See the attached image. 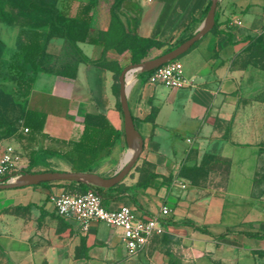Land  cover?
<instances>
[{
	"label": "crops",
	"instance_id": "0c3cea01",
	"mask_svg": "<svg viewBox=\"0 0 264 264\" xmlns=\"http://www.w3.org/2000/svg\"><path fill=\"white\" fill-rule=\"evenodd\" d=\"M84 1L57 5L73 13ZM122 4L128 9L117 11L118 19L103 2L91 12L90 27L102 45L76 43L95 63L77 54L74 72L69 59L64 75L38 72L27 99L30 109L46 113L47 133L57 136L49 129L55 121L65 125L66 134L57 137L78 136L86 116L95 121L104 116L121 130L89 167L105 178L120 169L128 148L118 93V75L131 64L128 21L137 17L138 35L174 48L198 30L210 0ZM214 17L216 24L176 58L184 86L150 83L149 74L141 73L148 70L136 71L135 81L126 83L143 145L124 177L104 191L119 197H106L103 204H128L142 217L166 205L163 233L127 257L118 228L91 220L84 229L56 212L50 195L80 192L78 184L5 188L0 189V264H264V50L255 42L264 43V0H217ZM49 97L62 102V116L41 103ZM15 126H21L20 117ZM0 143L26 157L14 136L0 137ZM53 159L61 164L57 170H72L64 159L47 161Z\"/></svg>",
	"mask_w": 264,
	"mask_h": 264
},
{
	"label": "trees",
	"instance_id": "16d2710c",
	"mask_svg": "<svg viewBox=\"0 0 264 264\" xmlns=\"http://www.w3.org/2000/svg\"><path fill=\"white\" fill-rule=\"evenodd\" d=\"M122 1L86 0L80 2L75 11L70 13L67 7H59L57 0H0V22L18 26V35L20 36L16 48L8 57L1 56L4 46L0 42V86L9 85L13 89L14 102L19 109L21 119V126L18 128L15 126L14 120L0 118V137L14 136L20 142L28 159L24 172L54 171L55 169L48 167V158L68 161L73 171H90V165L101 154L107 152L109 147L120 137L121 130L114 128L104 116H100L98 121L90 120L87 116L84 117L78 136L63 138L51 135L44 130L46 113L30 109L27 99L37 73L40 71L49 72L41 64L42 59L47 55L46 42L48 38L65 39L82 61L95 63V60L80 52L76 43L102 45L98 31L90 27L91 12L99 2H103L108 11L118 19L117 10ZM208 7L209 4L206 11ZM136 22L137 17L132 18V22L128 21V32L131 38L127 48L131 64L143 61L149 56L150 49L159 45L152 38L138 35L135 29ZM215 24L214 17L213 26ZM255 42L264 50L262 41L256 40ZM172 48L173 46H168L162 53ZM75 68V64L68 67L73 72ZM65 70L67 69L65 68ZM150 72L151 70L141 73L149 74ZM37 166H43V169H35ZM40 184H78L82 191L94 190L102 201L106 197L112 199L119 197V192L109 195L104 193L105 190H111L114 186L105 189L97 185L73 181H47Z\"/></svg>",
	"mask_w": 264,
	"mask_h": 264
},
{
	"label": "built area",
	"instance_id": "2783aa9c",
	"mask_svg": "<svg viewBox=\"0 0 264 264\" xmlns=\"http://www.w3.org/2000/svg\"><path fill=\"white\" fill-rule=\"evenodd\" d=\"M233 22L240 24L239 19ZM147 80L170 89L186 84L182 64L177 59L153 68ZM27 164V158L14 146L0 143V183L15 180L24 172ZM50 200L59 215L75 219L84 229L91 220L118 228L127 257L136 256L154 235L163 233L162 219L170 213V208L166 205H162L158 212L148 217L136 215L133 207L128 204L107 208L99 194L92 189L80 192L59 190L50 195Z\"/></svg>",
	"mask_w": 264,
	"mask_h": 264
},
{
	"label": "water",
	"instance_id": "95a60500",
	"mask_svg": "<svg viewBox=\"0 0 264 264\" xmlns=\"http://www.w3.org/2000/svg\"><path fill=\"white\" fill-rule=\"evenodd\" d=\"M217 0H210V5L207 10L206 16L203 23L198 28V30L189 38L183 40L181 43L176 45L171 50L164 52L156 57H152L143 60L139 63L129 64L122 68L118 75V85H119V102L120 108L123 115V132L128 143L131 137L136 139V147L130 153L125 156L124 163L120 169L111 177H101L93 172L89 171H66V170H54V171H40V172H23L15 180L0 183V189L12 188L23 185H32L47 181H73L82 182L97 185L103 188H108L116 183H118L124 175L132 167L138 155L142 149V138L136 131L132 117L128 108V103L126 99L127 85H126V75L129 71L140 67L138 71L142 70H152L155 67L162 65L163 63L176 59L181 54H183L196 40H198L203 34H205L209 29L212 28L214 24V13L216 8Z\"/></svg>",
	"mask_w": 264,
	"mask_h": 264
},
{
	"label": "rangeland",
	"instance_id": "374dc122",
	"mask_svg": "<svg viewBox=\"0 0 264 264\" xmlns=\"http://www.w3.org/2000/svg\"><path fill=\"white\" fill-rule=\"evenodd\" d=\"M58 1V0H57ZM124 4L121 3L117 11L120 13L126 12ZM21 22V21H20ZM19 29L18 26H11L5 23L0 22V42L3 44L4 49L1 52V56L8 57L11 52L16 48L17 40L19 39L18 35ZM158 42L159 45L152 47L150 49L149 56L144 60L156 57L160 55L164 49L167 47L168 43L165 41H160L153 39ZM91 48L90 45L87 46ZM46 56L42 59L41 64L44 69H47L49 72L56 76L64 75V70L67 65H70L71 61L75 66L77 65V53L74 51L71 44H69L65 39L59 37H50L46 42ZM73 58V59H72ZM63 59L65 63H63ZM69 59L67 64L66 60ZM72 59V60H70ZM15 95L13 94V89L9 85L0 86V118L6 120L17 121L19 118V109L14 102ZM44 105H46L52 113L56 115H63L64 106L59 99L55 97H49V99L43 98L41 100ZM32 107V103H30ZM64 124L59 122H54L49 125V129L57 136H63L66 134V129ZM48 167L52 169H61V164L58 162V159H53V161L48 162ZM35 169H43V166H37Z\"/></svg>",
	"mask_w": 264,
	"mask_h": 264
},
{
	"label": "bare ground",
	"instance_id": "6f19581e",
	"mask_svg": "<svg viewBox=\"0 0 264 264\" xmlns=\"http://www.w3.org/2000/svg\"><path fill=\"white\" fill-rule=\"evenodd\" d=\"M140 69V67H136L135 69H133L132 71L128 72L126 75V83L128 84H132L135 81V72L138 71ZM127 84V85H128ZM136 139L134 137H131L128 140V148H127V153H130L134 150V148L136 147Z\"/></svg>",
	"mask_w": 264,
	"mask_h": 264
}]
</instances>
